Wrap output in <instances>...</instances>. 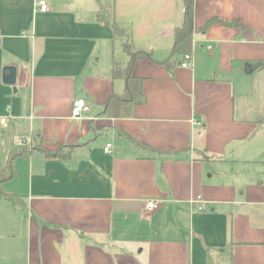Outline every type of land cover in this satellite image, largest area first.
<instances>
[{"label": "crops", "instance_id": "crops-1", "mask_svg": "<svg viewBox=\"0 0 264 264\" xmlns=\"http://www.w3.org/2000/svg\"><path fill=\"white\" fill-rule=\"evenodd\" d=\"M39 1L0 0V161L38 132L72 149L16 159L4 186L26 205L0 201V264H264V0H195L190 68L171 57L183 0ZM114 19L171 63L136 62L146 102L118 118L104 115L125 90L114 60L129 61Z\"/></svg>", "mask_w": 264, "mask_h": 264}, {"label": "trees", "instance_id": "trees-1", "mask_svg": "<svg viewBox=\"0 0 264 264\" xmlns=\"http://www.w3.org/2000/svg\"><path fill=\"white\" fill-rule=\"evenodd\" d=\"M185 7L184 22L175 32V41L171 50V57L182 59L186 54H190L193 50V35H194V17H195V0H183ZM217 21L212 19L208 25L203 29L205 31L207 27ZM225 25H233L235 22L221 21ZM108 25H111L114 35L118 38H124L123 50L127 54L129 61L125 68H121L120 65L114 60L112 75L114 79H123L125 82V90L122 94L110 95L104 103V115L110 118H118L122 115V108L133 107L141 105L146 102L145 95L143 93L142 85L143 79L135 77L133 74L135 64L138 60H152L156 64H163L171 67L169 60L159 61L155 59L154 54L145 50L135 49L134 44L131 42L129 34L125 27L116 19L106 21ZM127 140L131 141L137 146H144L142 143L129 136L127 133L121 132ZM72 146L61 145L56 150L48 149L42 140L41 134L38 132L31 138V144L28 140H24L20 145L11 149L7 162L4 164L0 161V201H7L13 206H25V198L16 192L8 191L4 189V185L13 180L18 172L15 169V161L21 157H31L34 153L40 152L46 158H57L61 160H67L70 158Z\"/></svg>", "mask_w": 264, "mask_h": 264}, {"label": "built area", "instance_id": "built-area-1", "mask_svg": "<svg viewBox=\"0 0 264 264\" xmlns=\"http://www.w3.org/2000/svg\"><path fill=\"white\" fill-rule=\"evenodd\" d=\"M36 9L40 12H49V6L47 4V2L45 0H40L37 4H36ZM194 52L195 50L193 49L192 52L190 54H186L184 56V58L182 59L180 65L183 68H190L192 61H193V56H194ZM90 107L88 106L87 102L85 99H78L75 100L73 102V106H72V118L75 120H81L84 116V114L89 111ZM198 125L200 123H197ZM113 145L112 144H108L105 147V152L106 153H110L112 150ZM193 204L195 206V208L198 211L203 210V198L202 196H198L196 199H194ZM158 208V202L157 201H148L146 204V209L149 212H153Z\"/></svg>", "mask_w": 264, "mask_h": 264}, {"label": "water", "instance_id": "water-1", "mask_svg": "<svg viewBox=\"0 0 264 264\" xmlns=\"http://www.w3.org/2000/svg\"><path fill=\"white\" fill-rule=\"evenodd\" d=\"M259 64H246L245 72L247 74H252L257 68ZM3 81L7 85H15L17 81V68L15 66H6L3 71Z\"/></svg>", "mask_w": 264, "mask_h": 264}, {"label": "rangeland", "instance_id": "rangeland-1", "mask_svg": "<svg viewBox=\"0 0 264 264\" xmlns=\"http://www.w3.org/2000/svg\"><path fill=\"white\" fill-rule=\"evenodd\" d=\"M123 53V49H121L120 50V52H119V54H122ZM128 58V57H127ZM28 143H30L31 144V139L30 140H28ZM4 187V189H5V186H3Z\"/></svg>", "mask_w": 264, "mask_h": 264}]
</instances>
